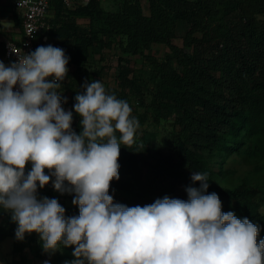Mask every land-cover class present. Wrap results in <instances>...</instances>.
Instances as JSON below:
<instances>
[{"label":"clouds","instance_id":"obj_1","mask_svg":"<svg viewBox=\"0 0 264 264\" xmlns=\"http://www.w3.org/2000/svg\"><path fill=\"white\" fill-rule=\"evenodd\" d=\"M67 64L64 51L51 45L19 55L10 66L0 62V206L18 225L16 238L38 233L49 254L74 246L75 259L65 264H264L259 227L222 213L219 196L204 194L206 173H193L200 188L186 190L188 201L113 203L108 193L119 179L120 144L134 143L139 123L126 101L93 80L75 96L82 129L76 134L72 111L61 107L57 92ZM17 84L21 91H13ZM45 169L55 190L75 193L78 216L66 219L57 199L37 198L38 185L51 179Z\"/></svg>","mask_w":264,"mask_h":264},{"label":"trees","instance_id":"obj_2","mask_svg":"<svg viewBox=\"0 0 264 264\" xmlns=\"http://www.w3.org/2000/svg\"><path fill=\"white\" fill-rule=\"evenodd\" d=\"M57 1L64 4L63 0H51V10ZM230 1L233 4L239 2ZM148 2L149 14L143 12L141 0H124L119 10L114 12L96 7L94 2L88 9V13L95 15L102 30L126 36V47L134 53L152 42H165L172 46L173 52L178 53L179 48L173 44L177 25L186 20L191 26L188 38H183V46L192 48L189 50L186 77L171 76L163 64L160 77L156 79L158 98L155 103L160 109L168 110L171 107L167 102L173 101L180 114L186 115V120L180 121V130H176L173 139L168 141L167 152L162 149L150 152L145 148V143L127 146L126 153L121 148L118 157L119 179L110 182L117 191H123V198L117 203L127 207H143L166 196L172 199L185 170L206 173L209 184L207 193L219 196L224 211H231L237 218H247L257 225V240L264 239V213L259 203L253 200L254 192L215 183L207 155L225 146L224 152L227 153L244 148L243 152L250 157H264V20L255 22L250 16L247 17L248 23L238 36L241 41L232 37L230 46L223 44L222 49L218 44L215 51L206 57L202 55V41L194 32L205 29V17L213 15L216 10L215 0ZM257 2L258 7L264 10V0ZM51 31L52 28L45 31L39 40ZM39 46L38 43L36 49ZM163 62L171 64L166 60ZM70 103L74 115L71 98ZM130 118L138 120L139 126L143 123L139 116L131 115ZM77 128L81 132V125ZM116 135L120 138L119 132ZM232 135L235 137L230 140ZM239 135L240 141L237 139ZM246 142L249 144L246 145ZM142 168L145 170L141 174ZM65 209L68 213L66 219L79 215L78 205ZM0 210H4L2 206ZM14 224L9 213L6 224L0 225V241L14 235ZM17 244L19 241L15 240L14 246ZM39 246L42 247L41 239ZM67 251L54 253L49 264H65L74 260L73 251ZM11 264L19 262L13 260Z\"/></svg>","mask_w":264,"mask_h":264},{"label":"rangeland","instance_id":"obj_3","mask_svg":"<svg viewBox=\"0 0 264 264\" xmlns=\"http://www.w3.org/2000/svg\"><path fill=\"white\" fill-rule=\"evenodd\" d=\"M123 1L79 0L73 7L57 1L50 12L52 31L44 35L46 39L40 38L39 45H51L64 51L68 58V73L61 82V87L74 104L75 96L85 91L83 87L85 83L99 80L106 94L115 95L117 99L126 101L132 109L131 115L143 119V123L135 133L134 143H145V148H148L150 152L156 149L167 152L168 141L173 139V133L176 130H180L179 123L186 120V115H181L178 106L171 100L167 102L170 104V109L163 110L158 107L155 103L158 98L156 79L160 77L164 65L171 76L186 77L185 73L189 70V50L192 48L183 46V38L184 36L188 38L191 26H188L189 23L186 20L177 25L173 44L179 48L178 53L173 52L172 46L165 42L149 43L134 53L131 48L126 47V36L105 32L100 28L95 15L88 13L93 2L96 7L114 12L119 10ZM256 3L258 4L257 0H239L237 4H233L230 0H215L216 10L213 15L205 17L203 22L205 29L194 32L202 41L203 54L200 52V55L210 56L218 44L222 49L224 45L230 46L232 37L241 41L238 36L248 23L247 17L250 16L255 22L264 20V10ZM141 4L143 12L149 14L148 0H141ZM164 60L171 64L166 65ZM181 61L184 64H179ZM180 88L183 89V86L181 85ZM78 125H81V117L74 111L71 128L76 134L80 133ZM231 137L230 140L235 136ZM240 138V135L237 136L238 140ZM117 139L119 140L118 137ZM248 144L246 142V145ZM121 148L126 153L127 145L121 143L120 152ZM225 150L224 146L220 151L212 150L211 153H207L213 171V180L225 187H239L254 192L253 200L259 203L264 213V157H250L243 152L244 148L231 153L224 152ZM31 167V162L26 164L25 175ZM144 170L145 168H142L141 174ZM45 174L51 179L42 189L38 185L37 198L57 199L64 209L75 206L72 203L75 193L58 192L53 186L55 177L51 176L48 169H45ZM192 175L190 170H185L181 184L177 186L172 199L188 201L186 190L190 187L200 188V183L194 182ZM65 185L67 186V182ZM108 194L112 196L114 204L123 198V191H117L112 183H110ZM204 194H208L207 191ZM223 207L221 205L222 213L229 212L224 211ZM64 215L65 218L68 217L66 209ZM8 218L9 212L0 210V225L6 224ZM14 226L16 231L18 225L15 223ZM14 239L18 240L16 236ZM18 241L19 244L16 247L13 246V249H9L10 245L8 249L6 247V257L0 251V264L1 261H4L2 264H11L13 260L18 261L19 264H44L45 261L49 263L52 261L50 259L54 253L49 254L39 246L38 233H26L24 239ZM65 249L69 253V250L74 251V246L69 248L61 245V249L55 253H64Z\"/></svg>","mask_w":264,"mask_h":264},{"label":"built area","instance_id":"obj_4","mask_svg":"<svg viewBox=\"0 0 264 264\" xmlns=\"http://www.w3.org/2000/svg\"><path fill=\"white\" fill-rule=\"evenodd\" d=\"M78 1L79 0H63V3L68 7H73ZM50 4L51 0L14 1V6L20 12L21 37L18 40H5L1 62H3L6 67L17 62L19 55L22 56L23 54L27 55L34 52L36 50V45L39 43V36L45 31H48V29H51ZM43 37L46 39V36ZM13 48H15V51L19 55L13 52ZM48 79H52V77H49ZM13 91H21L18 84L14 86ZM57 92L61 93V107L66 112L72 111L70 99L61 86L57 89ZM64 98L67 99L66 103L63 102Z\"/></svg>","mask_w":264,"mask_h":264},{"label":"crops","instance_id":"obj_5","mask_svg":"<svg viewBox=\"0 0 264 264\" xmlns=\"http://www.w3.org/2000/svg\"><path fill=\"white\" fill-rule=\"evenodd\" d=\"M15 0H0V62L3 58L4 42L7 39L18 40L21 37V25L19 23L20 12L14 6ZM14 235H9L0 241V251L7 256V249L10 245L13 249L15 243ZM7 247V249H6ZM4 261H1V264Z\"/></svg>","mask_w":264,"mask_h":264}]
</instances>
